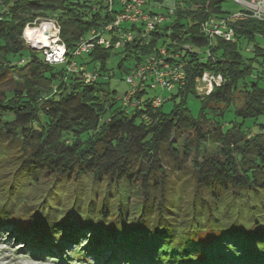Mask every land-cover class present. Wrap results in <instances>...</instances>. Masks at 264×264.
<instances>
[{"label":"trees","instance_id":"obj_1","mask_svg":"<svg viewBox=\"0 0 264 264\" xmlns=\"http://www.w3.org/2000/svg\"><path fill=\"white\" fill-rule=\"evenodd\" d=\"M163 1L152 0L148 10ZM176 2L175 20L152 32L149 44L135 39L115 49L93 40L89 52L74 56L94 33L111 38L107 28L119 8L94 0H0V194L19 190L25 202L32 190L30 199L41 201L0 205V234L9 230L31 252L63 262L74 247L95 264H264V45L257 42L264 21L237 22L232 42L211 40L207 20L236 11H224V0ZM42 22L59 27L64 63L47 62L27 44L26 28ZM243 44L253 45L250 56ZM114 54L122 55L117 68L127 76L154 54L182 65L187 83L162 95L159 107L145 98L148 89L124 106L129 92L118 99L110 88ZM206 72L224 81L200 97L197 79ZM86 73L97 77L87 82ZM190 96L202 101L198 116L190 113ZM238 96L243 104L235 109ZM171 180L175 205L166 199ZM90 182L101 206L90 207L88 194L73 188ZM102 192L119 205L143 201L130 219L123 207L102 211Z\"/></svg>","mask_w":264,"mask_h":264},{"label":"built area","instance_id":"obj_2","mask_svg":"<svg viewBox=\"0 0 264 264\" xmlns=\"http://www.w3.org/2000/svg\"><path fill=\"white\" fill-rule=\"evenodd\" d=\"M96 2L105 3L110 11L114 9L118 10L115 17V22L110 25L107 30L111 31V38L115 40L113 42L111 38L106 39L99 37L100 34L94 33L90 41H82L80 47L74 52V56H79L85 52H89L95 44L92 42L96 40L99 45L105 47H114L118 49L124 44L140 40L142 44L150 43V34L162 26L165 22L175 17L176 10L178 8L177 2L169 8L167 14L152 13L148 9L152 0H94ZM242 8L236 11L232 15L226 18H217L211 16L204 24V30L206 35L214 40L216 38L225 39L228 42L234 41L236 23L255 18L260 21H264V0H236ZM179 3V2H178ZM180 6L184 7V4L180 2ZM123 24H134L140 26L139 32L132 30H123L121 26ZM29 28V27H28ZM60 33V29L58 30ZM58 32L55 34L56 46L51 49H45L46 61L53 64H60L66 61V47L60 41ZM54 38V34H52ZM53 38H50L52 40ZM59 41V43H58ZM213 41H211V44ZM190 49V48H189ZM191 50V49H190ZM161 56L167 54L166 50L160 51ZM73 71H82L83 67H79L77 64L71 66ZM97 75L91 73L85 74L87 82H92L96 79ZM224 79L221 75H216L211 72H206L202 77L197 79V91L203 94H210L214 87L221 86ZM127 83L130 84L131 89L128 95L123 99L124 106H128L131 103L132 96L138 92V90L144 89H158L163 91H173L178 86H184L187 83V77L185 69L182 65H173L172 63L164 60V58L157 55H149L143 64L139 65L129 76H127ZM157 99V98H156ZM164 98L160 96V99L153 101L154 107H159L163 104ZM133 105L137 106L134 102Z\"/></svg>","mask_w":264,"mask_h":264},{"label":"rangeland","instance_id":"obj_3","mask_svg":"<svg viewBox=\"0 0 264 264\" xmlns=\"http://www.w3.org/2000/svg\"><path fill=\"white\" fill-rule=\"evenodd\" d=\"M176 1H178V0H164L163 2L158 3L155 7H153V9H154L155 13L167 14L169 8H171L174 5V2L176 3ZM241 8H242V6L239 3H237L236 0H224V2H223V10L224 11L235 12V11L241 10ZM174 20H175V17L171 18L170 20L165 22L163 25L171 24ZM42 23L43 24H39L37 27H29L32 31L31 34H29V35H26L27 29L25 31V39H26L27 44L31 48L38 50V51H41V50L45 51V49H51V48L55 47L56 44L53 40L56 39L55 34L59 30V27L57 26V24L55 22H42ZM45 27H47V30H45ZM41 33H44L45 37H47L46 41L49 42L48 44H45L43 42L41 43V41H40L41 40ZM52 34H54V38L52 37ZM58 34L60 37L59 32H58ZM50 38H53V39L50 40ZM39 41H40V43H39ZM257 42L264 45V38H261L260 36L257 37ZM58 43H59V41H58ZM241 50H242V53L244 55L250 56V52H253L254 47L252 44L251 45L250 44L249 45L243 44L241 46ZM121 58H122V55H119V54L115 55L114 54L112 59L109 62V69H112L110 71L112 78L109 80L110 88L112 90L117 91V98L118 99L121 98V96H123L126 92H129L131 89L130 84L127 83L126 72H123L117 68V64L121 60ZM129 65H130V63L126 62L125 66L127 67ZM260 85H261V87L264 88V80L260 81ZM196 91H197V89H196ZM162 95H164L165 98L169 97L171 95V91H163L161 88H158L157 90L148 89V92L145 95V98H155L154 100H155V102H157L160 99V96H162ZM197 95L200 97L207 96V94L199 93L198 91H197ZM164 102H165V100L163 101V103ZM242 104H243V98L238 96V99L236 100V105L234 106V108L236 109L237 107H240ZM188 106L190 109V113L194 116H198L200 109H201V106H202V101L199 98H196L194 96H190L189 101H188ZM172 107H173L172 101H167L164 104V109L166 111H169ZM214 125H215V119H212L209 123H206V128L208 130H210L213 128ZM188 134L189 133H184L182 139L187 138ZM209 148H210V150H212V147H209ZM5 167H6V170L4 169ZM4 168H3V170H5L6 172H9V171L14 172V166L10 167L9 163L7 164V162H5ZM182 178H185V176H182L181 179ZM47 184H50V183L47 182L45 185H43L44 189L48 187ZM1 186H2V184H1ZM71 188H72V186H71ZM73 188L77 189V190L81 189L83 193H86V195L88 194V196H89L88 205L90 207H94L95 205L101 204V203H98V200H96V199L93 200L95 198V196L97 195V191H96L97 187L92 182L84 183L82 185H81V183H79L78 187L73 186ZM189 189H190V187H189ZM175 190H177V186L175 185V181L171 180L169 185H168V192L166 194V199L169 202H172L173 205H175L174 199H173L175 196H172V193ZM104 191H105V188H104L103 192ZM13 192H14V196H12L11 194L9 195L7 193H3V195L0 194V197H1L0 198V205H1V207L5 208V206L7 204H9L8 201H10L12 203H14V202L18 203V205H20V206H21V204L23 206H25V205L26 206H30V205L33 206L36 204L35 207H38V205L41 203V201H38L37 199H35V200H33L32 198L30 199V197H31L30 195L32 193V190L26 191L25 198L27 200L25 202L24 201L21 202V198L19 201V199H18L19 195H20L19 190H16V191L14 190ZM103 192L101 193V197L99 199L100 201H103L102 199L104 198V202L102 203V205H104L103 208H105V209L102 211H104L106 213L111 212V214H118L117 208H118V210H120V208L123 207L122 216H128L129 215L130 219L132 218V215H134L132 213L136 212V206H138L137 203L140 202L141 200L143 201L142 198L137 200L134 197H132L130 203L125 204V202H120L121 205H119V204H116L117 203L116 200H115L116 203L113 201V199L108 200L107 197L109 195L107 196V193L103 194ZM134 194H135V192H133V195ZM34 196H35V194H34ZM180 197L182 198L181 195H180ZM35 198H36V196H35ZM165 204H167V201L165 202ZM66 205L70 207L71 204L67 201ZM85 205H87V203ZM85 205L83 206V208L85 207ZM115 205H117V206H115ZM77 207L79 208L81 206L79 205ZM42 208H43V210L45 209V207H42ZM42 208H40V209H42ZM63 210H65V209H63ZM65 211H67V210H65ZM0 212H2V211H0ZM62 214H64V213L62 212ZM11 215L13 216V214H11ZM11 215H10V217H11ZM136 216H138V214H136L135 217ZM124 226H126V225H124ZM16 238L13 235V233L9 230H3V232H1V234H0V264H95L97 262L95 257L92 256V254H91V256L83 257V256H81L80 253L76 252V248H74V247H73V251H75V252L67 253V255L72 254L69 261H67V262L58 261V259L56 258V255H49L48 253H45V256H41V255L36 254L35 252H31L29 246L24 244L23 241L17 240ZM82 252L84 253L85 251H82ZM103 259L106 260L107 256H104Z\"/></svg>","mask_w":264,"mask_h":264},{"label":"bare ground","instance_id":"obj_4","mask_svg":"<svg viewBox=\"0 0 264 264\" xmlns=\"http://www.w3.org/2000/svg\"><path fill=\"white\" fill-rule=\"evenodd\" d=\"M45 30H47V27H45ZM31 29L30 28H27V32H26V35H29V34H31ZM45 33V32H44ZM44 33H41V43L43 42V43H45V44H48L49 42L48 41H46L47 40V37H45V35H44ZM40 41H39V43H40Z\"/></svg>","mask_w":264,"mask_h":264},{"label":"clouds","instance_id":"obj_5","mask_svg":"<svg viewBox=\"0 0 264 264\" xmlns=\"http://www.w3.org/2000/svg\"><path fill=\"white\" fill-rule=\"evenodd\" d=\"M41 24H43V23H41ZM27 28H28V27H27ZM27 28H26V29H27ZM25 31H26V30H25ZM24 37H25V32H24Z\"/></svg>","mask_w":264,"mask_h":264}]
</instances>
